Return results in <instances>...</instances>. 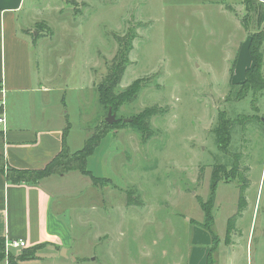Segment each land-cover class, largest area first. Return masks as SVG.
I'll return each mask as SVG.
<instances>
[{
  "label": "rangeland",
  "instance_id": "obj_1",
  "mask_svg": "<svg viewBox=\"0 0 264 264\" xmlns=\"http://www.w3.org/2000/svg\"><path fill=\"white\" fill-rule=\"evenodd\" d=\"M256 2L247 9L244 0L27 1L23 15L35 3L41 17L31 28L36 54L67 95L72 146L90 135L88 126L104 125L97 86L114 62H127L116 93L135 80L142 87L113 111L120 124L88 159L95 176L111 181L91 190L89 175L63 179L72 258L48 247L34 264H207L213 236L198 197L209 198L214 167L229 180L218 185L215 230L225 237L236 214L227 241L238 235L215 264H264V86L240 84L251 40L264 38V2ZM259 48L264 55V40ZM262 68L264 82V61ZM146 109L154 112L144 138L131 121ZM220 111L234 123L226 150L214 130ZM236 157L242 176L232 169Z\"/></svg>",
  "mask_w": 264,
  "mask_h": 264
},
{
  "label": "crops",
  "instance_id": "obj_2",
  "mask_svg": "<svg viewBox=\"0 0 264 264\" xmlns=\"http://www.w3.org/2000/svg\"><path fill=\"white\" fill-rule=\"evenodd\" d=\"M27 1L0 0V99H4L6 121L5 125H0V153L4 155L6 166L5 171H0V237H5L6 256L9 254L7 241H26L25 247L10 249L14 255H18L23 248L38 246L33 259L22 260L19 264H34L37 260L41 262L43 259L39 254L48 247L55 248L57 253L54 250L53 252L58 257H61L59 253L65 248L66 255L62 252L63 259L72 258L68 234L70 225L65 218L68 212V192L63 187V179L70 176L81 179L84 173L76 169L61 175L46 176L34 183H13L8 180L7 171L11 168L45 167L46 163L60 152L67 126L68 147L75 152L84 145L83 142L90 137L97 125L88 126L91 129L90 135L83 136V139L72 146L70 111L65 110L62 103L67 95H62L63 89L54 74V67L50 65L45 71L41 57L36 54L39 40L31 36L32 33H37L31 31V28L41 21V17L36 12L38 9L35 3L31 5L29 14L23 15ZM252 65L251 58V65L247 68ZM75 67L74 60L72 68ZM221 182L227 183L229 180H221L216 190ZM88 188L99 189V185L92 179ZM81 191L82 189H77L70 193L77 196ZM217 196L218 190L214 203V220L215 208L220 207ZM229 218L226 236L217 233L220 241L215 250V259L226 254L227 247L237 244L238 235L232 234L235 238L227 241ZM215 225L216 220L214 227ZM209 249L205 250L207 256ZM230 250L231 253L234 251L232 248ZM55 255L53 254L54 258ZM0 264H8V259L0 261Z\"/></svg>",
  "mask_w": 264,
  "mask_h": 264
},
{
  "label": "trees",
  "instance_id": "obj_3",
  "mask_svg": "<svg viewBox=\"0 0 264 264\" xmlns=\"http://www.w3.org/2000/svg\"><path fill=\"white\" fill-rule=\"evenodd\" d=\"M257 0H244L247 9H253L258 6ZM264 40L263 36H259L258 40L255 41L252 39L249 46L248 52L253 60V65L250 68H247L245 71V78L240 84L244 86L246 89H253L254 87H263L264 82H262L263 75H262V65L264 61V55L260 51L261 43ZM123 50H121V54L125 59L128 61L127 51L129 47L126 45L123 46ZM127 62L126 60L120 59L117 63H113L112 68L110 69L109 76L101 82L98 86L99 92V103L105 106L108 110L109 107H112L113 111H116L119 106L123 105L124 103L134 99L137 96L139 91L141 90L140 80H135L134 83L128 86L127 89L119 91V93L115 92L116 87L119 85L121 78L123 77L125 66ZM108 112V111H107ZM154 110L146 109L143 112L136 114L134 118H132L131 125L139 132L142 133L143 137H148L151 133L148 132V121L150 120V116L153 114ZM224 112H219V123L218 126L215 127L216 132V139L218 145L226 150L228 148V143L231 138V126L234 124L232 120H228L224 118ZM120 123H113L110 124L105 120L104 125H97L90 135V137L85 141L84 145L76 150L75 152L71 151L68 147L67 137H68V128L64 130V138H63V145L60 149V152L57 153L50 161L46 163V166L40 169H22V168H11L7 171V178L9 181L13 183H20V182H38L40 179L45 178L46 176L52 174H63L69 171L80 170L82 173L89 175L95 183H99L101 181L107 180L111 181L110 178H103L100 176H95L92 171L88 169V159L91 157L92 154L96 151V148L101 144L102 140L108 134V131L111 127H115ZM235 165L232 169L236 170L237 174H239V167H240V159L236 157ZM216 166V165H215ZM5 159L4 155L0 153V171H5ZM225 173L223 169H217V167L213 168L211 173V181H210V196L207 200H203L201 197H198L200 205L204 210V219L202 225L211 233L213 236V243L209 249V253L207 256V264H215V250L219 244V235L217 234L214 224V203L216 198V187L217 184L223 179V176L219 175L218 173ZM236 172L234 173L236 175ZM229 176V175H228ZM242 176V174L238 175ZM104 179V180H103ZM246 182H244L241 190L240 196V208L241 211L245 205L246 199L244 196V189ZM236 215L229 218V224L231 225L235 222ZM230 231V229L228 230ZM38 246H33L31 248H23L18 255H14V253H9L6 256V242L5 237H0V261H4L6 258L8 259V264H19L22 260H29L35 257V252Z\"/></svg>",
  "mask_w": 264,
  "mask_h": 264
},
{
  "label": "built area",
  "instance_id": "obj_4",
  "mask_svg": "<svg viewBox=\"0 0 264 264\" xmlns=\"http://www.w3.org/2000/svg\"><path fill=\"white\" fill-rule=\"evenodd\" d=\"M3 105H4V99H0V125L1 126L6 124ZM25 246H26V241L22 239L7 241V252H9L11 248H19V247H25Z\"/></svg>",
  "mask_w": 264,
  "mask_h": 264
},
{
  "label": "water",
  "instance_id": "obj_5",
  "mask_svg": "<svg viewBox=\"0 0 264 264\" xmlns=\"http://www.w3.org/2000/svg\"><path fill=\"white\" fill-rule=\"evenodd\" d=\"M105 118H106L107 122H109L110 124H113V123L118 121V119L116 118V113L113 112L112 107H109L107 116ZM62 252H63L64 255H66L65 248L63 249Z\"/></svg>",
  "mask_w": 264,
  "mask_h": 264
}]
</instances>
